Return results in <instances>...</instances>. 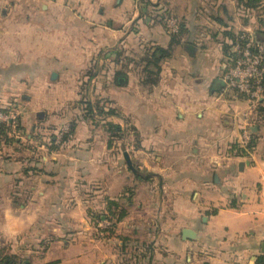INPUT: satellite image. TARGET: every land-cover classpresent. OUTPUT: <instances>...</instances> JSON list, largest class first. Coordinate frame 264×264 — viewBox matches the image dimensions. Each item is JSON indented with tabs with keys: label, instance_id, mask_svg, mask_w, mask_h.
I'll list each match as a JSON object with an SVG mask.
<instances>
[{
	"label": "crops",
	"instance_id": "0c3cea01",
	"mask_svg": "<svg viewBox=\"0 0 264 264\" xmlns=\"http://www.w3.org/2000/svg\"><path fill=\"white\" fill-rule=\"evenodd\" d=\"M241 34L264 0H0V263L264 264V90L221 79Z\"/></svg>",
	"mask_w": 264,
	"mask_h": 264
},
{
	"label": "built area",
	"instance_id": "2783aa9c",
	"mask_svg": "<svg viewBox=\"0 0 264 264\" xmlns=\"http://www.w3.org/2000/svg\"><path fill=\"white\" fill-rule=\"evenodd\" d=\"M169 26L175 29L172 20L169 21ZM221 79L227 89L241 94L256 105L264 90V42L244 34L239 35L226 54ZM0 123L10 124L12 130H15L17 115L14 109L0 107ZM247 140L248 134L243 131L242 143Z\"/></svg>",
	"mask_w": 264,
	"mask_h": 264
},
{
	"label": "trees",
	"instance_id": "16d2710c",
	"mask_svg": "<svg viewBox=\"0 0 264 264\" xmlns=\"http://www.w3.org/2000/svg\"><path fill=\"white\" fill-rule=\"evenodd\" d=\"M248 37V36H247ZM20 127L18 122L16 123V129ZM8 131H12V127L10 124H4V123H0V133H7ZM7 264H11V263H7Z\"/></svg>",
	"mask_w": 264,
	"mask_h": 264
},
{
	"label": "water",
	"instance_id": "95a60500",
	"mask_svg": "<svg viewBox=\"0 0 264 264\" xmlns=\"http://www.w3.org/2000/svg\"><path fill=\"white\" fill-rule=\"evenodd\" d=\"M124 155H125V158H126L127 163L129 164V166H131L127 154L125 153ZM183 234H185V235H187V236H191V235H192V232H191V230H184V231H183Z\"/></svg>",
	"mask_w": 264,
	"mask_h": 264
}]
</instances>
